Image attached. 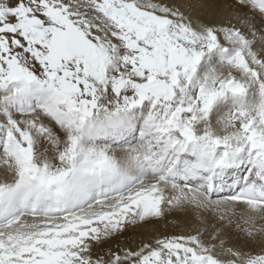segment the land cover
Returning a JSON list of instances; mask_svg holds the SVG:
<instances>
[{"label":"snow or ice","instance_id":"obj_1","mask_svg":"<svg viewBox=\"0 0 264 264\" xmlns=\"http://www.w3.org/2000/svg\"><path fill=\"white\" fill-rule=\"evenodd\" d=\"M0 264H264V0H0Z\"/></svg>","mask_w":264,"mask_h":264}]
</instances>
